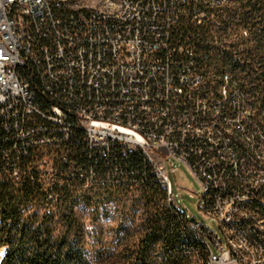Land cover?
I'll return each instance as SVG.
<instances>
[{"label": "built area", "instance_id": "2783aa9c", "mask_svg": "<svg viewBox=\"0 0 264 264\" xmlns=\"http://www.w3.org/2000/svg\"><path fill=\"white\" fill-rule=\"evenodd\" d=\"M226 1L126 0L120 14L104 15L102 0H0V178L18 182L36 169L85 189L134 191L144 185L136 171H97L71 147L95 161L138 153L183 230L207 237L211 264H264V106L227 69L212 88L208 54L182 41L196 26L220 31ZM225 147L234 148L230 161ZM167 157L195 176L217 233L177 204ZM231 158L237 179H228Z\"/></svg>", "mask_w": 264, "mask_h": 264}, {"label": "trees", "instance_id": "16d2710c", "mask_svg": "<svg viewBox=\"0 0 264 264\" xmlns=\"http://www.w3.org/2000/svg\"><path fill=\"white\" fill-rule=\"evenodd\" d=\"M236 3L234 11L225 6L217 12V18L224 22L222 13L231 11L234 15L229 16H237L244 30L248 28L247 35H241L242 48H211L216 36L213 27L208 31L197 26L185 29L182 41L188 37L198 50L208 54L203 63L207 70L210 66L220 72L229 70L254 103L264 106V0H236ZM71 149L72 157L97 171L114 166L127 173L136 171L144 179V185L138 189L140 196L148 211L156 212L155 216L151 214L146 222L132 228L126 227L122 218L111 231L98 233L97 203L131 191L105 185L91 187L103 190L89 194L70 175L57 173L49 178L36 169L26 171L18 182L0 178V264L183 263L191 259L187 252L190 246H198L205 257L203 247L183 230L180 219L161 206L166 204L165 189L152 176L142 155L118 154L109 161H95L80 156L79 146ZM98 245L103 250L96 252Z\"/></svg>", "mask_w": 264, "mask_h": 264}, {"label": "rangeland", "instance_id": "374dc122", "mask_svg": "<svg viewBox=\"0 0 264 264\" xmlns=\"http://www.w3.org/2000/svg\"><path fill=\"white\" fill-rule=\"evenodd\" d=\"M226 2V6L229 7V10L232 9L234 11L237 5L236 0H227ZM230 12L231 11H224L222 13L225 16L224 22H221V30L215 33L217 37L210 43L211 48L220 49L226 46L227 48H230V46L242 48L244 46L240 44V41L241 35L246 36L244 33L245 27L239 24L237 16L230 17V14L234 15V12ZM208 73H211L212 88L217 90L220 71H218L215 66H210L208 67ZM214 74L216 76H214ZM167 170L177 204L183 208L188 216H194L197 221L204 223L217 233L218 228L215 219L211 216H207L199 208L198 204L201 187L188 166L173 157H167ZM102 190V188H89L86 191L89 194H93L95 192H101ZM162 205L166 208L165 203H162L161 206ZM151 207L149 206V208ZM96 209H98V233L101 230L104 232H107V230L111 231L122 218H124L126 222V227L132 228L133 225L146 222L152 214V209L148 211L147 203L140 196L138 189L125 195L116 194L109 201H99ZM155 213L152 214V217L155 216ZM162 222L163 220H161V223ZM100 250H103V246L101 247L98 245L96 252Z\"/></svg>", "mask_w": 264, "mask_h": 264}, {"label": "bare ground", "instance_id": "6f19581e", "mask_svg": "<svg viewBox=\"0 0 264 264\" xmlns=\"http://www.w3.org/2000/svg\"><path fill=\"white\" fill-rule=\"evenodd\" d=\"M94 0H76V2L89 3ZM104 4H101V12L104 15H118L122 12V7H126V0H118V3H114L112 0H102ZM257 144L260 147H264V137H257ZM234 156L233 147H225L223 151V161H230V157ZM238 177V158H231L230 171H228V179H237ZM262 171H253V180H261ZM234 226H242V219H234ZM189 235L194 238L199 246L206 247L207 237L203 233L198 231H189ZM186 246V245H185ZM188 250H191V259L193 261H201V264H211V255H205L200 253L197 246H190Z\"/></svg>", "mask_w": 264, "mask_h": 264}]
</instances>
